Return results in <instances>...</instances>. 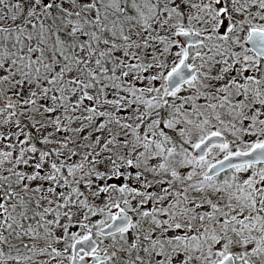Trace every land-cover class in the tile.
Here are the masks:
<instances>
[{"label":"snow or ice","instance_id":"obj_1","mask_svg":"<svg viewBox=\"0 0 264 264\" xmlns=\"http://www.w3.org/2000/svg\"><path fill=\"white\" fill-rule=\"evenodd\" d=\"M0 264H264V0H0Z\"/></svg>","mask_w":264,"mask_h":264}]
</instances>
